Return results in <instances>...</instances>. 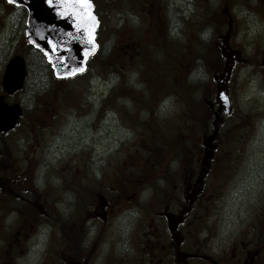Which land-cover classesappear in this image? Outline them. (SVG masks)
Wrapping results in <instances>:
<instances>
[{"label":"rangeland","instance_id":"1","mask_svg":"<svg viewBox=\"0 0 264 264\" xmlns=\"http://www.w3.org/2000/svg\"><path fill=\"white\" fill-rule=\"evenodd\" d=\"M95 2L102 22L100 56L112 57L115 48L122 56L109 72L93 65L82 78L60 84L47 81L42 87L36 81L38 65L30 61L27 90L12 97L26 113L9 142L20 169H25L30 149L36 148L39 120L52 110L56 118L45 132L47 145L55 139L54 146L71 141L77 147L79 142L94 141L97 152L103 148L106 152L107 180L109 173L120 169L124 176L120 180L130 194L138 198L157 186L155 193L160 196L166 192L161 176L168 168L175 173L183 162L181 153H196L202 134L215 131L199 102H214L212 77L223 69L225 60L219 50L228 43L237 54L228 85L233 113L217 128L213 178L218 197L212 221L219 247L233 240L235 264L245 249L254 247L258 264H264V0H230L231 30L216 14L225 6L216 0ZM109 4L113 6L108 8ZM0 16H8V43L4 50L0 44L1 80L10 57L32 52L24 44L22 11L10 7ZM198 53L203 60L189 71ZM99 109L104 111L101 118ZM180 144L186 148L178 154L173 147Z\"/></svg>","mask_w":264,"mask_h":264},{"label":"flooded vegetation","instance_id":"2","mask_svg":"<svg viewBox=\"0 0 264 264\" xmlns=\"http://www.w3.org/2000/svg\"><path fill=\"white\" fill-rule=\"evenodd\" d=\"M216 1L225 4L216 14L231 30L234 20L228 7L230 0ZM10 7L6 0L0 3V15ZM7 18L0 16L3 50L8 43ZM24 27L25 34V23ZM224 37L228 41L229 32ZM228 50H232L228 43L219 50L224 59ZM225 65L226 60L221 72L212 77L214 102H199L208 111L205 118L215 131L202 134L196 153L182 154L183 162L175 173L169 169L168 182L163 184L166 192L160 196L151 186L149 194L136 198L122 180H107L106 152L104 148L97 152L94 141L79 142L77 147L71 141L54 146L55 139L47 145L45 132L56 118L52 110L38 122L41 133L36 148L30 149L25 158L23 170L9 146L21 122L14 132L1 133L0 264H235L233 240L225 248L219 247L212 221L213 203L218 197V184L213 178L218 152L216 131L223 117L216 78ZM0 96H5L8 103L9 96L1 84ZM103 115L99 109L98 116ZM60 139L62 142L64 137ZM207 139L211 140L210 150L204 144ZM207 157L209 162L205 161ZM258 256L256 247L247 248L237 263L258 264Z\"/></svg>","mask_w":264,"mask_h":264},{"label":"water","instance_id":"3","mask_svg":"<svg viewBox=\"0 0 264 264\" xmlns=\"http://www.w3.org/2000/svg\"><path fill=\"white\" fill-rule=\"evenodd\" d=\"M7 1L26 11V39L44 56L56 79H71L87 71L88 62L99 51L97 32L100 21L93 0H88L86 5L80 4L78 0H53L52 3L49 0ZM49 40L58 45L55 51L49 45ZM232 67L231 55L225 74L218 80L219 103L227 115L231 112V103L226 93V83ZM26 79L25 59L17 55L5 65L2 91L13 96L23 90ZM23 115L20 104L9 105L5 96H0V134L15 131Z\"/></svg>","mask_w":264,"mask_h":264},{"label":"trees","instance_id":"4","mask_svg":"<svg viewBox=\"0 0 264 264\" xmlns=\"http://www.w3.org/2000/svg\"><path fill=\"white\" fill-rule=\"evenodd\" d=\"M107 3H108V1H107ZM112 6L113 5L109 4V7L108 8H110ZM24 15H25V12L23 11V16ZM24 44H26V48L29 49L30 52H32V53H30V56L23 55L25 57V59H26V62H27L28 73L30 71L29 70L30 61H34L36 67L38 65V67H37V74H36V75H38V77H36V81H37L38 86H41V87L42 86H45L46 83H44V82H47V81L48 82H50V81L51 82H55V83H58V84H60L61 82H65V81H57V80H55L54 77H53V74L51 72V69H50L49 65L46 63L45 58L42 56V54H40L39 52L35 51L30 45H28V43L25 40H24ZM201 45H202V47L204 46L203 43H201ZM115 49H114V52L112 53V57H110V58H107V56H105V55L100 56V54H102L101 51H100V53L95 58H93V59L90 60L89 66H88V70H87L86 74L89 72L90 68L93 65H96L100 69L101 72L102 71L109 72V71H111L113 69V67L116 68V62H115V60L117 59V57H119V56L121 57L122 56V53H119V55H118V52H119L118 49L119 48H115ZM31 56L33 57L32 60H30V57ZM200 60H203V58L198 53L197 56H196V58H194L193 63H191L190 65H188V70L189 71L195 70V68L197 67V62L200 61ZM111 62H113V63L111 64ZM113 64H115V65L113 66ZM32 70H33V68H32ZM86 74H84L83 76H85ZM83 76H80L78 78H82ZM44 77H45V79H44ZM186 89L188 90V92H191V90H190L191 88H189V83L187 82V80H186ZM26 90H27V83H26L24 89L21 92L17 93V95L22 94ZM12 100H13L12 97H8L7 98V102L8 103H12V102H17L18 103L19 102V101H14V100L12 101ZM25 116H26V113H25V115H24L23 118H25ZM186 140H187V138H186ZM185 148H186L185 147V144H180V146L173 147V149L175 150V152L178 153V154L180 153V150L181 149L183 150ZM186 152H188V150H186ZM146 165H148V164H146ZM115 168H116V166L113 169H115ZM167 171L168 172L166 174L164 173L165 175L161 176V179L164 182L165 181L168 182V179H169V176H170L169 175V173H170L169 172V168L167 169ZM123 177L124 176L121 175V170L120 169L117 170L115 173H109L108 174V178H110V180H113V179H121ZM153 188L156 189L157 186H153Z\"/></svg>","mask_w":264,"mask_h":264},{"label":"snow or ice","instance_id":"5","mask_svg":"<svg viewBox=\"0 0 264 264\" xmlns=\"http://www.w3.org/2000/svg\"><path fill=\"white\" fill-rule=\"evenodd\" d=\"M52 2H53V0H49V3H52ZM78 2H79L80 4H82V5H86V4H88V0H78ZM92 19L94 20L95 18L92 17ZM48 43H49V45L52 47L53 51H55L56 48L58 47V45L55 44V43H54L53 41H51V40H49ZM79 70H80V69H77V71H79Z\"/></svg>","mask_w":264,"mask_h":264}]
</instances>
